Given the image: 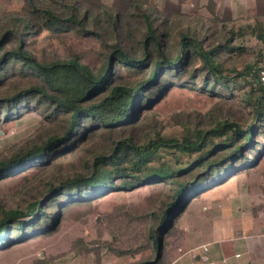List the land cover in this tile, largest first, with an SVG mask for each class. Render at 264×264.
<instances>
[{
  "label": "trees",
  "instance_id": "16d2710c",
  "mask_svg": "<svg viewBox=\"0 0 264 264\" xmlns=\"http://www.w3.org/2000/svg\"><path fill=\"white\" fill-rule=\"evenodd\" d=\"M21 2L20 11L0 14V127L26 112L42 124L0 157V181L33 169L47 174L39 188L26 191L33 193L24 203L10 206L0 198V249L52 234L69 211L110 192L151 186L159 191L149 203L117 208L123 225L113 229L116 240L104 244L117 256L154 252L131 264H165L164 236L189 199L255 167L260 158L250 154L263 153L264 87L257 79L263 56L241 72L224 60L246 53L234 41L247 32L264 42V25L221 35L183 19L178 8L159 10L145 0H112L109 7L101 0ZM207 9L213 13L212 0ZM44 30L95 41L97 62L83 52L34 51L32 39ZM243 75L258 91L246 101L250 120L195 121L193 128L184 124L180 138L162 135L151 110L170 87L233 98ZM160 148L203 153L189 167L166 172L165 163L150 168Z\"/></svg>",
  "mask_w": 264,
  "mask_h": 264
},
{
  "label": "rangeland",
  "instance_id": "374dc122",
  "mask_svg": "<svg viewBox=\"0 0 264 264\" xmlns=\"http://www.w3.org/2000/svg\"><path fill=\"white\" fill-rule=\"evenodd\" d=\"M44 1L49 3L51 0ZM145 1L159 10L165 6L178 8L183 19L195 21L194 23L205 28L210 26V31H217L216 34L220 32L225 35L231 29H246L256 22L264 25V0H212L213 13L207 9L209 0ZM101 2L109 7L112 0ZM21 6V0H0V14L20 11ZM234 44L244 46L246 53L233 60H224L225 64L233 65L241 72L247 64L256 67L259 55L263 56L262 64L264 63V42L256 36L247 32L244 37H236ZM31 48L57 57L83 52L91 63L98 60L95 53L99 49L98 44L75 34L61 38L44 30L33 37ZM258 65L261 66V63ZM235 85L237 87L233 98H228V92L222 98L178 85L170 87L151 110L160 122L162 135L180 138L184 124L188 123L193 128L195 121L208 126L215 120L228 118L250 120L251 106L246 101L252 100V96L258 91L254 85L253 92L251 91L252 81L246 75L237 77ZM41 124L42 120L34 112H26L18 119L3 122L0 127V157L32 137ZM144 134V131H139V140H142ZM217 141L218 139L214 143ZM259 147L262 154H250L258 155L254 159L256 161L260 158L255 167L242 170L226 182L189 199L176 217L171 233L164 236L165 264H264V146ZM209 148L211 146L204 152ZM202 153L188 155L174 149L160 148L157 159L150 164V168H158L165 163L166 172L182 170L189 167ZM69 158L71 156L67 157ZM40 172V169H33L1 180L0 198L3 203L16 206L29 199L33 191H26L30 187L39 188L41 180L47 174ZM158 191L159 188L151 186L131 191H113L89 206L73 209L65 214L52 234L0 249V264H131L145 256H153L154 252L150 249L134 255L117 256L107 249L104 242L116 240L113 229L123 225V217L117 208L144 206L150 202L148 198L153 199ZM228 232L231 233L229 238ZM207 243L209 251L203 252L200 247ZM80 246L89 249L83 250ZM95 251L99 253L98 258ZM195 253L207 255L208 260L196 262L191 256ZM236 253L239 256L235 257Z\"/></svg>",
  "mask_w": 264,
  "mask_h": 264
},
{
  "label": "crops",
  "instance_id": "0c3cea01",
  "mask_svg": "<svg viewBox=\"0 0 264 264\" xmlns=\"http://www.w3.org/2000/svg\"><path fill=\"white\" fill-rule=\"evenodd\" d=\"M239 209H240V208H239ZM261 230H262V229H261ZM261 232L263 233V231H261ZM262 233H261V234H262ZM230 234H231V233L228 232V238L230 237ZM204 245L207 246V250H204V249H203V246H204ZM200 248H202V251H203V252H208V251H209V249H208V243H207V244H202ZM236 254H238V253H236ZM236 254H235V257H237ZM191 256L193 257V260H195L196 262H197V261H200V260H203V261H207V260H208V257H207V255H205V254H202V255H201V254H199V253H195L194 255H191ZM222 262H225V259H222Z\"/></svg>",
  "mask_w": 264,
  "mask_h": 264
},
{
  "label": "built area",
  "instance_id": "2783aa9c",
  "mask_svg": "<svg viewBox=\"0 0 264 264\" xmlns=\"http://www.w3.org/2000/svg\"><path fill=\"white\" fill-rule=\"evenodd\" d=\"M258 83L264 87V68L260 69L258 72ZM204 250H207V246H203ZM236 256H239V254H236Z\"/></svg>",
  "mask_w": 264,
  "mask_h": 264
}]
</instances>
